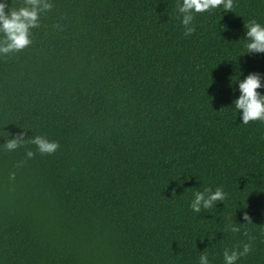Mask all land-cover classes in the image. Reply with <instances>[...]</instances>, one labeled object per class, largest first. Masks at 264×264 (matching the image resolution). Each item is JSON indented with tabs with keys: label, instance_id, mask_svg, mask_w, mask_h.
Here are the masks:
<instances>
[{
	"label": "trees",
	"instance_id": "16d2710c",
	"mask_svg": "<svg viewBox=\"0 0 264 264\" xmlns=\"http://www.w3.org/2000/svg\"><path fill=\"white\" fill-rule=\"evenodd\" d=\"M49 2L31 45L0 55V264H224L244 243L236 264H264V122L233 103L253 73L264 96L244 27L264 0L194 14L191 36L182 0ZM22 131L60 147L6 151ZM205 187L227 198L198 214Z\"/></svg>",
	"mask_w": 264,
	"mask_h": 264
},
{
	"label": "clouds",
	"instance_id": "9594fccd",
	"mask_svg": "<svg viewBox=\"0 0 264 264\" xmlns=\"http://www.w3.org/2000/svg\"><path fill=\"white\" fill-rule=\"evenodd\" d=\"M221 6L225 12H232L234 0H182L178 12L183 17L184 35L191 36L196 31L193 25L194 14L209 12ZM52 7L53 5L49 0H23V5L19 8L12 6L9 8L7 0L0 2V33L3 34V39H0V55L6 56L29 47L32 43L31 29L39 27L40 14L51 11ZM244 27L246 29L245 40L247 41L248 54L264 53V26L253 19L248 24H244ZM238 85L240 96L233 103L237 111L242 110V124L247 125L254 121L264 122V96L258 92L262 86L260 75L249 74L243 81H238ZM25 143L35 145L42 155L54 154L60 147L57 142L49 141L42 136L25 140L23 131L15 138L6 140L2 146L6 151H15ZM26 155L30 159L34 153L28 151ZM9 178L14 180L15 173H10ZM226 198L227 193L222 188L218 187L213 192L210 188L205 187L203 191L194 192L190 208L199 214L201 209H210L213 205L216 206L217 202H222ZM243 219L247 224H252L247 214L244 215ZM224 231L237 233L240 228L233 224H227ZM251 250V243H244L242 250L229 251L226 249L223 253L224 264H236L238 259L248 255ZM200 264H210L206 251L200 255Z\"/></svg>",
	"mask_w": 264,
	"mask_h": 264
}]
</instances>
